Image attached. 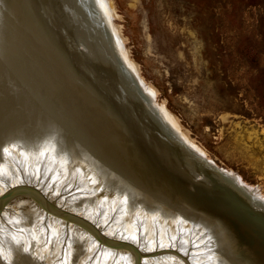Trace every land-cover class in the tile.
I'll use <instances>...</instances> for the list:
<instances>
[{
    "label": "rangeland",
    "instance_id": "1",
    "mask_svg": "<svg viewBox=\"0 0 264 264\" xmlns=\"http://www.w3.org/2000/svg\"><path fill=\"white\" fill-rule=\"evenodd\" d=\"M105 3L112 13L113 24L128 57L136 65L140 77L153 88L156 101L175 116L180 129L185 130L208 158L233 170L264 195V0H106ZM27 159L23 156L25 162ZM43 160L48 164L53 161L50 155ZM20 161H6L4 167L14 166ZM31 162L27 168L32 166L34 169ZM19 166L25 167L22 163L18 164L21 169ZM77 175L75 181L67 178L70 173L66 172L62 173L61 180L55 173L52 176L41 174L34 179L37 184L31 186L41 191L49 204L88 220L83 217L88 207L77 195L85 191L78 187L79 182L90 179L91 175ZM40 176L43 183L38 182ZM0 178L3 179L2 175ZM10 180L0 185L2 193L7 185H11ZM82 202L85 207L80 210L76 205H82ZM108 212L105 214L107 222L97 224L98 227L108 238H125L127 228L116 226L122 210ZM46 215L50 220L48 234L52 238L56 231L64 230L61 226L65 225L72 231L66 243L69 263L77 257L78 261L72 264H80L85 260L89 247L101 244L82 224L53 215L30 193L20 189L3 205L0 222L5 227L0 230L13 229L22 222L26 228L22 235L28 236L29 243L36 240V246L42 242L39 241L41 227L37 233L33 228L40 220L41 225H45ZM55 219L61 223H56ZM139 225L143 229L142 221ZM109 228H113V232ZM3 233L0 231V236ZM11 239L14 241L13 237ZM88 241H91L90 245ZM79 244L83 251L76 256L74 253ZM148 245V242L144 248L137 245L147 252V260L143 257L140 263H158L163 246L149 248ZM169 246L179 249L174 244ZM42 252L51 254L47 249ZM99 252L96 249L89 256L91 264L104 262V255L99 259ZM132 253L130 251L124 259H115L112 264H135ZM167 255L173 260L181 259L179 264H187L183 254L179 257L172 250Z\"/></svg>",
    "mask_w": 264,
    "mask_h": 264
},
{
    "label": "bare ground",
    "instance_id": "2",
    "mask_svg": "<svg viewBox=\"0 0 264 264\" xmlns=\"http://www.w3.org/2000/svg\"><path fill=\"white\" fill-rule=\"evenodd\" d=\"M57 1L58 0H0V175L3 177V179L0 178V185L4 184L3 181L11 179V185H7V187H5L6 191L3 193L0 191V196L8 191L11 192L14 189H20L21 191L30 193L53 215L80 223L87 228L89 232L95 236L94 238L100 241L101 244H98L99 246L97 245V247L95 244L92 247H89L88 253L86 254V257H84V262L82 261L80 264H91L92 261H89V256L93 255V252L95 253L96 249L97 251L100 250L98 253L99 259L102 254L104 255V262L102 264H112L115 262V259H124L130 251L134 252L132 254L135 256V264H141L140 259L143 260L147 252H143V249L140 250L137 245L144 248L147 242L149 243V248L153 247V245H159L160 247L161 245L163 246V249H161L163 253L160 252L162 253L160 259L158 260V263L155 262V264H179L178 262H181V259L178 258V260H173L172 257H169L170 254L167 255L168 251L172 250L173 254H177L179 257L183 254L185 256V259H183L187 264H225L222 240L218 235L217 237L214 236L211 232V227L203 221L190 219L184 215L179 214L176 217L167 215L157 207L154 208L153 204L150 202L147 203V201H149L147 198L142 197L146 200L145 202L139 200L138 198L143 195L141 191L136 189L126 172L119 168L117 162H115V158L109 154L108 150L103 149L102 151L101 148H98L96 143L93 144V141H96L97 139L95 135L97 133H93L94 130L92 132L87 130L84 123H63L67 128L66 130L64 129V131L70 141L74 138V134L77 132H79V135L82 136V138L85 137L87 141V143L84 141L81 142L80 140L83 139L80 136V140H72L74 149H78L77 151L80 153L77 155L73 154V156L64 149L65 145L62 146V149L57 146L56 150H54L50 138L44 140L41 145L38 144L40 146L27 145L25 140H23L27 139L26 137L29 136L27 127L22 128L21 130L23 131L19 132L25 135L23 136L24 138L18 137L17 140H7L5 143L3 142L4 135L12 137L13 135H11V133L17 131L15 130V125L20 122V118H22L23 114L21 111L16 112L15 106L20 103L19 94L24 89H19L14 79L17 78L21 80L24 78L29 84L35 87L44 84L43 79L38 78L34 71L26 64L28 57L25 58V52L30 55L28 48L25 45L26 41L28 40L34 45L31 53H38L40 60L45 59V65L48 67L47 70L52 73V76L47 78L52 80L59 79L62 76V71L55 61L53 62V60L46 56L47 53L43 51L46 50L44 47H49L60 56L64 55L67 61L72 60L76 62L71 53V47L68 41L62 37L61 34V28H63V25L65 26L64 19H62L61 15L63 16L66 14L68 15L66 18H69L73 23L75 22L76 25L79 24L80 26L82 24L85 27L87 26L88 29L90 26H93L94 31H98L99 34L108 32L113 39L116 50L119 51L122 60H124L123 64L141 85L147 98L153 101L154 104H152L155 106V110L164 119L165 123L190 147L191 151L201 157L202 160L204 159L206 161L199 163L202 166L205 164L206 167L210 166L218 169L224 174L223 177H215V180L219 184L226 183L227 185H230L231 188L238 190V192L245 196L249 201L254 202L255 200L256 202L254 203L256 206H264V195L259 194L254 187L247 184L240 175L233 170L221 167L208 158L206 152L184 132L185 130L182 131L180 129L175 116L162 103L156 101L153 88L148 85L142 77H140L136 65L128 57L125 48L123 47L122 40L112 21V13L105 3L106 0H83V3H80L79 1L81 10L76 9L73 6H68V4L64 5L62 3L63 1H58V3L61 4V6L58 7ZM74 1L78 6L77 1ZM62 9L66 13H63ZM73 11L78 13L80 11V15H77ZM92 20L95 24L92 23ZM102 35L105 37L104 34ZM21 42H23L25 46H20ZM29 60L31 61V58H29ZM60 82L61 84L58 85V82L50 81L49 85H47L50 95H53L55 92L64 88L63 80L60 79ZM55 85L57 87H55L56 89L53 87ZM3 108L7 110L1 111ZM13 119L15 121H13ZM48 123L49 125L51 124L50 121ZM61 126L63 127V125ZM52 127L57 128L54 125H52ZM64 142L66 143V140H64ZM60 146L61 144L59 147ZM48 155H50L53 160L49 164L48 162L45 163L43 160L44 157H47ZM23 156H26L29 159L25 162ZM34 156L35 158L31 159V157ZM39 159H41V162L38 161ZM31 160V164H33V167H35L34 169L36 170L32 169V166L31 169L27 168V165ZM6 161H12L13 163H15V161L20 162L11 167H4ZM87 161H89V164ZM21 163L22 166L25 167L19 166L21 168L19 169L18 164L21 165ZM46 165L47 167L45 168L44 166ZM8 168H12L11 171H9ZM43 169H46L44 173ZM16 171L19 172V175L16 174ZM4 172L7 173L3 174ZM64 172L70 173V176L67 178H74L75 181L77 180L75 179L77 174L91 175L90 179H82L79 182L80 184L78 187H83L82 189H85L86 192L84 191L85 193L81 192L77 195V198H80L81 201H85L88 207L85 216H83L84 218H89L88 220H85L76 214L64 212L63 210L49 204L42 195V192L31 186L32 184H37L34 182L37 175L43 174L45 176L48 174L49 176H52V174L55 173L57 179L61 180L62 173ZM43 180H41L40 176L38 182L43 183ZM16 191L12 193H15ZM12 195L13 194L9 197H12ZM3 202L0 203V214L3 208ZM73 202L74 201L72 200L71 203ZM76 207L82 210V207L84 208L85 205L82 202V205L77 204ZM114 209L122 210L116 219V226L118 227L122 225L127 228L124 236L126 239L119 238V240H114L108 238L98 227V225H100L99 223L103 224V221L105 223V220L107 222L108 217L105 216L107 210L109 211V214L110 212L112 213ZM31 213H27V215L33 217ZM46 218L45 225H41L43 224L41 220L38 224L36 222L34 225L33 229L36 233L40 231H38V227H41V238L39 241L42 242L36 246V240L29 243L26 238L28 236L25 237L22 235L21 232L26 229L24 225H22V222H20L21 225L18 224L16 227H13V229L0 230L1 232H4L3 235L0 236V264H72L74 261L77 262V257L72 258V255H70L72 260H70V263L68 262L69 252L68 249H66V243H68L67 238L72 236V231H70L65 225L61 226L64 230L56 231V233L53 232L54 235L52 238L48 234L47 229L48 222H50L48 215H46ZM55 220L56 223H61L60 220ZM140 220L142 221L143 229H141L142 226L139 225L141 222ZM4 227L5 225L0 222V229ZM112 229L109 228V231L113 232ZM121 233L122 232H120V235ZM9 234H11L14 241H12ZM120 237L122 238V235ZM91 241H88L89 245ZM134 243H137V245L135 244L136 247ZM173 244L179 249H174L172 246ZM167 247H170V249ZM45 249L50 251L51 254H41ZM65 250H67L66 253ZM77 250L74 253L76 256L80 254V251H83L80 244ZM128 250L130 251L128 252ZM164 252L166 253L165 255ZM157 254L158 253H156V255ZM49 258L50 260L48 262ZM110 260L111 262H109ZM145 260L147 259L145 258ZM94 264H97V262Z\"/></svg>",
    "mask_w": 264,
    "mask_h": 264
},
{
    "label": "water",
    "instance_id": "3",
    "mask_svg": "<svg viewBox=\"0 0 264 264\" xmlns=\"http://www.w3.org/2000/svg\"><path fill=\"white\" fill-rule=\"evenodd\" d=\"M58 1L79 10L83 3L76 0L77 6L74 0ZM73 12L80 15V11ZM63 16L65 26L61 34L68 41L76 62L67 61L64 55L61 57L44 47L46 56L62 71L59 79L47 78L52 73L47 70L45 59L40 60L38 53H31L34 45L26 41L30 54L25 52L26 64L44 84L35 87L24 78L14 79L19 89H24L19 94L20 103L15 106L16 112L23 114L15 125L17 131L11 133L12 137L4 135L3 142L25 136L19 132L27 127L29 136L23 139L27 145H41L50 138L54 150L65 145L63 148L73 156L80 153L74 149L72 140L78 141L82 136L77 132L70 141L64 124L84 123L87 130L97 133L93 144L102 151L108 150L144 195L139 200L145 202L143 198H147V203L167 215L180 214L207 223L214 236L222 240L225 264H264V206H256L255 200L249 201L226 183L219 184L215 177L224 174L199 163L206 161L194 154L155 110L153 101L123 64L108 32L102 33L104 37L93 26L88 29L73 23L66 18L68 15ZM92 23L95 24L93 20ZM60 79L65 90L50 95L47 85L50 81L59 85ZM82 139L81 142L87 143L85 137ZM16 190L1 195L0 203L4 201V205Z\"/></svg>",
    "mask_w": 264,
    "mask_h": 264
}]
</instances>
